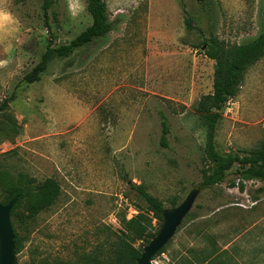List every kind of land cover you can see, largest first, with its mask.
I'll use <instances>...</instances> for the list:
<instances>
[{"label":"rangeland","instance_id":"rangeland-1","mask_svg":"<svg viewBox=\"0 0 264 264\" xmlns=\"http://www.w3.org/2000/svg\"><path fill=\"white\" fill-rule=\"evenodd\" d=\"M86 2L55 1L49 25L58 42L90 26ZM212 2V27L189 31L184 11L204 22L195 0H104L114 30L53 60L29 85L23 78L49 37L41 2L0 0V106L9 101L0 112V203L11 187L33 191L52 179L60 188L55 203L31 221L26 200L15 210L22 223L10 218L22 242L18 264H81L138 215L156 234L159 222L139 191L170 209L195 189L189 216L156 264L202 261L213 250L225 264H264L262 183L242 180L235 166L220 185L200 186L205 127L195 111L212 92L215 70L204 41L213 33L230 48L263 34L264 0ZM263 140L264 56L222 109L215 147L242 157Z\"/></svg>","mask_w":264,"mask_h":264},{"label":"trees","instance_id":"trees-1","mask_svg":"<svg viewBox=\"0 0 264 264\" xmlns=\"http://www.w3.org/2000/svg\"><path fill=\"white\" fill-rule=\"evenodd\" d=\"M38 1L41 2L44 26L49 37L40 62L23 78V82L29 85L41 80L53 60L67 58L75 50L87 47L97 40L104 39L115 28L114 23L109 18L104 0H87L86 12L91 18L90 26L70 41L68 46L59 45L58 39L52 33L51 26L49 25V12L56 0ZM195 1L199 6L200 13L204 16V22L191 17L189 13L184 11V24L187 30L192 31L197 29L201 31L204 25H208L211 28L214 12L212 0ZM51 17L54 21L57 20L55 13H51ZM203 45L204 56L214 61L215 70L211 94L202 97L195 109L205 127L204 161L203 167L200 169V186L204 189H211L220 185L224 181L227 172L236 166L239 170L238 176L242 180H255L262 183V187L257 192L264 195V140L257 148L247 152L242 157L222 156L217 152L215 147V134L221 119L222 109L229 100L237 95L246 70L264 56V33L249 42L230 48L218 41L214 34L211 33ZM8 103L9 101L6 100L1 104L0 112L8 108ZM168 134V126L163 117L161 119L160 137V146L162 148L167 147ZM59 191L58 184L52 179L44 181L33 191H25L20 187H11L7 190L6 200L1 205L6 206L14 199H17L10 218L14 220V223H22L21 216L15 210L19 209L22 202L26 200V218L31 221L39 213L47 210L55 203L59 196ZM139 195L148 205L149 212L159 222L160 228L161 215L165 210L162 203L142 191H139ZM177 206L176 200L171 201L170 209ZM12 231L14 236V251L15 255L18 256L22 250V242L14 228H12ZM157 233L150 234L147 229L146 218L144 215H138L125 223L123 233L116 235L111 246L108 248L99 246L90 256L82 258L81 264H137L143 249L155 238ZM137 241L143 243L139 248H135L133 245ZM163 251L164 248L157 255H160ZM212 252L202 261H197L196 259L195 261L187 260L182 264H225L218 260L219 255L215 253V250ZM39 264L50 263L43 261Z\"/></svg>","mask_w":264,"mask_h":264},{"label":"water","instance_id":"water-1","mask_svg":"<svg viewBox=\"0 0 264 264\" xmlns=\"http://www.w3.org/2000/svg\"><path fill=\"white\" fill-rule=\"evenodd\" d=\"M59 45H69V41H60ZM200 193L199 189L192 190L185 200L176 208L165 209L162 221L155 238L143 249L137 264H151L154 257L172 240L183 221L190 214ZM17 199L3 206L0 203V264H18L14 251V236L10 220L11 211Z\"/></svg>","mask_w":264,"mask_h":264},{"label":"built area","instance_id":"built-area-1","mask_svg":"<svg viewBox=\"0 0 264 264\" xmlns=\"http://www.w3.org/2000/svg\"><path fill=\"white\" fill-rule=\"evenodd\" d=\"M158 257H154V259L151 261V264H156V262H155V259H157Z\"/></svg>","mask_w":264,"mask_h":264}]
</instances>
